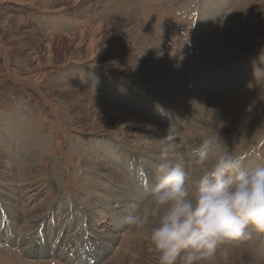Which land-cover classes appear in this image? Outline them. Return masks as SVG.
I'll use <instances>...</instances> for the list:
<instances>
[{
  "label": "rangeland",
  "instance_id": "obj_1",
  "mask_svg": "<svg viewBox=\"0 0 264 264\" xmlns=\"http://www.w3.org/2000/svg\"><path fill=\"white\" fill-rule=\"evenodd\" d=\"M129 15L169 78L147 71ZM143 118L165 128L141 131ZM168 135L190 181L209 137L214 155L264 164V0H0V264H157L126 217L149 199ZM224 252L264 264V237L249 229Z\"/></svg>",
  "mask_w": 264,
  "mask_h": 264
},
{
  "label": "clouds",
  "instance_id": "obj_2",
  "mask_svg": "<svg viewBox=\"0 0 264 264\" xmlns=\"http://www.w3.org/2000/svg\"><path fill=\"white\" fill-rule=\"evenodd\" d=\"M158 181L147 201L126 223L147 231L157 264H211L218 252L245 239L248 230L264 237V164L246 168L232 151L213 154L219 135L191 149L194 179L170 135L159 140Z\"/></svg>",
  "mask_w": 264,
  "mask_h": 264
},
{
  "label": "bare ground",
  "instance_id": "obj_3",
  "mask_svg": "<svg viewBox=\"0 0 264 264\" xmlns=\"http://www.w3.org/2000/svg\"><path fill=\"white\" fill-rule=\"evenodd\" d=\"M124 10L125 11H127L128 10V8L126 7V5H124ZM129 14H132L133 15V11L132 12H130ZM134 19V17L132 16L131 17V15H129L128 16V19L127 20H125L126 22L127 21H129L130 23H134V27H133V29L134 28H136V30H137V33H136V31H134L135 33L132 35V36H134V38H133V41H135L134 43L137 45L136 46V48H137V52H139L138 53V55L139 54H141V53H143L144 55H146V57H147V59H148V61H151L152 62V64H153V67H148V70H147V67H146V64L145 63H143L141 60H139V62H140V64H138V62H135L134 61V59H131L130 57L129 58H127V59H129V65H128V67H132L137 73L139 72V70H147V71H151V70H155V71H157L158 73H161L162 75H164V77L167 79V78H169L170 77V70H169V68L166 66V64L162 61V59L157 55V53H156V51L154 50V49H151V47H153L152 45H151V43H150V39H149V37L150 36H148L147 34H146V32L144 31V29L141 27V23L139 24L138 22H137V20L136 21H134L133 20ZM123 25H125V23H123ZM127 25V24H126ZM133 26V25H132ZM131 26V27H132ZM130 30V29H129ZM131 31V30H130ZM151 45V47H147V46H150ZM144 47V48H143ZM139 50V51H138ZM122 51V50H121ZM135 51V50H134ZM124 53V52H123ZM124 56V55H123ZM121 60H123V59H121ZM144 61V60H143ZM120 62V61H119ZM125 62V61H124ZM170 82V81H169ZM168 83V82H167ZM169 84V83H168ZM171 91H172V89H171ZM173 92V91H172ZM167 94V93H166ZM96 96H94V98H95ZM93 97H89L88 98V100L90 101V102H92L93 100L92 99H94ZM97 98V97H96ZM92 100V101H91ZM96 101H97V99H96ZM99 101H100V99H99ZM207 101V100H206ZM209 102V101H208ZM216 102H218L217 100H214V103H216ZM95 103V102H94ZM101 104L99 105V107H103L104 108V111L106 112V113H110V112H117L118 113V116H119V119H121V118H124V117H130L131 118V115L129 116V114L128 113H126V112H123V111H120L119 110V108L117 109V107H115L112 103L111 104H107L106 105V103H104V104H102L103 103V101L101 100V102H100ZM212 104V102L210 101L209 103H206V104ZM98 105V104H97ZM215 116V115H214ZM117 117V116H116ZM111 119H112V117H111ZM135 120V119H134ZM114 121V120H113ZM137 123H135V124H137V126H138V128L139 129H141V131H146V132H151V131H156L155 129H159V128H161L160 130H162V129H164L165 127L164 126H162L161 124L159 125V123H155V122H153V121H150V120H148V119H145V118H143V119H141V120H137L136 121ZM114 123H116V122H114ZM159 143V142H158ZM141 232V231H140ZM145 233H146V238L148 239V234H147V231L145 230ZM145 237V236H144ZM140 240V239H139ZM149 240V239H148ZM134 242H136V241H134ZM150 243V242H149ZM137 244H139V247L141 246V244H142V242H138ZM145 244V243H144ZM148 245V244H147ZM145 246V245H144ZM132 247V246H131ZM134 247H135V245H134ZM151 247H152V245H151ZM228 247V246H227ZM136 248H138L137 246H136ZM153 248V247H152ZM134 249V248H133ZM140 249H141V247H140ZM229 249V248H228ZM231 250V249H230ZM133 251V250H132ZM236 251V250H235ZM138 252V251H137ZM141 252H143V250H141ZM227 252V251H226ZM144 253V252H143ZM229 253V252H228ZM232 254V253H231ZM123 255V254H122ZM157 255V254H156ZM249 255V254H248ZM247 254H244V253H237L236 254V257H232V259H233V261H234V263L233 264H258V261L255 259V258H253V257H250V256H248ZM229 257L231 258V256H230V254H229ZM144 258V257H143ZM226 255H225V252L223 253V256H222V254L221 253H219L218 252V254H217V256H216V259H217V261H215L216 259H214L212 262H211V264H228V263H230L231 264V262H228L226 259ZM128 259H129V257L128 256H121V257H119L118 258V262H119V264H127L128 262ZM132 259V258H131ZM139 259V258H138ZM142 259V258H141ZM146 258H144V259H142L143 261L141 262V263H138V262H135L134 264H144V260H145ZM136 261V260H135ZM115 263H116V261H115Z\"/></svg>",
  "mask_w": 264,
  "mask_h": 264
}]
</instances>
